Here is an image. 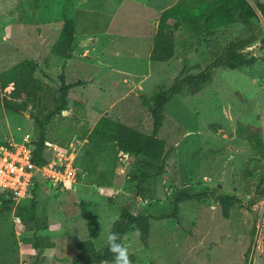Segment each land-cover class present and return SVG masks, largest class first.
Returning a JSON list of instances; mask_svg holds the SVG:
<instances>
[{
	"label": "rangeland",
	"instance_id": "1",
	"mask_svg": "<svg viewBox=\"0 0 264 264\" xmlns=\"http://www.w3.org/2000/svg\"><path fill=\"white\" fill-rule=\"evenodd\" d=\"M248 1L256 12L252 21L263 32L245 50L256 63L235 71L218 69L204 91L173 99L159 133L167 144L166 173L145 183L139 195L136 177L143 170L136 159L120 153L112 173L111 150L106 151L107 145L94 149L86 138L103 116L151 134L153 119L143 97L172 84L183 70H204L243 34V26L207 36L190 31L187 20L199 22L203 4L217 0H0V75L34 59L39 66L36 76L58 92L64 56L55 51L67 6L76 24V50L66 76L69 81H93L70 91L69 111L56 117L48 130L53 152L55 146L67 149L78 138L79 181L61 189L40 178L34 191L36 214L47 228L37 235L55 243L54 255L35 250L34 233L14 223L12 212L0 215V264H69L78 243L91 240L98 249L106 245L124 207L159 217L172 212L177 193L202 188L235 195L243 205L225 219L219 203L185 202L180 206L181 225L173 219L151 220L148 247L132 230L123 245L134 257L133 264H264V196L258 189L264 182V158L240 136L248 125L255 126L264 145V19L257 0ZM176 4L183 10V24L174 30L177 54L168 64L151 62L161 13ZM74 115L71 123L64 119ZM38 132L30 113L0 107V146L18 144L26 135L35 140Z\"/></svg>",
	"mask_w": 264,
	"mask_h": 264
},
{
	"label": "trees",
	"instance_id": "2",
	"mask_svg": "<svg viewBox=\"0 0 264 264\" xmlns=\"http://www.w3.org/2000/svg\"><path fill=\"white\" fill-rule=\"evenodd\" d=\"M257 8L264 19V3L256 1ZM205 9L200 15V21L189 18L186 22L190 31L196 35H210L212 32L235 24L243 26V34L233 39L227 46L220 50L217 58L204 70L198 73L181 72L172 84L160 86L151 97H143V105L146 106L153 119V130L151 134H144L135 128L114 120L111 117L103 116L94 126L88 135L87 143L94 145V149L107 145L106 151L112 152L110 159H113L112 173L117 165V157L120 153L136 159L137 166L142 169L141 175L136 177L138 184L136 193L141 195L143 185L150 180L163 177L166 173L168 150L166 142L159 138V133L164 127L165 111L167 106L178 95L196 96L204 91L214 81L218 69L225 68L235 71L244 66H251L256 63L257 58H248L245 50L257 43L262 37V29L252 19L256 17L255 9L248 0H217V3H204ZM68 7L63 10L64 25L58 40L56 53L64 56L62 73L59 75L60 88L54 92L51 86L36 76L38 62L34 59L24 60L0 75V107L13 113H30L32 119L38 126L39 132L35 140H31L33 163L36 166L47 164L52 156L53 150L48 147V130L56 117H62L65 111H69V93L78 87H88L93 81L74 80L69 81L66 76L68 61L74 56L76 50L75 30L76 24L68 16ZM182 8L176 4L161 13L159 25L154 38L153 48L150 54V61L154 63L168 64L176 54L178 45L175 41L174 30L179 28L183 22L180 20ZM264 41V39H263ZM63 51V52H61ZM185 69V68H184ZM12 85L13 88L8 94L4 91ZM3 94V97H2ZM37 109V110H35ZM71 123L73 117H64ZM248 125L241 137L247 140L253 150L264 158V145L262 134L257 128ZM74 140H78L75 138ZM73 140V141H74ZM7 146V145H2ZM39 177L34 178V189L29 203L21 202L17 207L12 199L6 194L0 193V215L14 212L21 219L26 231L34 233V248L37 252L52 257L55 253V243L48 236H38L39 231L46 230V224L36 214V194ZM264 184V182L262 183ZM259 186L260 195L264 196V187ZM63 189V188H61ZM214 201L219 203L222 215L229 219L232 209L237 205H243L240 198L235 195L221 193L218 188H202L194 193L181 191L177 193L173 210L169 214L159 217H152L149 214H134L128 207H124L119 218L114 222L111 232L121 235L122 244L125 236L132 230H140V242L149 246L151 234V220L173 219L181 225L180 206L185 202H206ZM77 254L69 264H101L107 261L112 264L113 255L109 252L107 243L98 249L94 242L85 240L77 244ZM134 260V257L131 256Z\"/></svg>",
	"mask_w": 264,
	"mask_h": 264
},
{
	"label": "built area",
	"instance_id": "3",
	"mask_svg": "<svg viewBox=\"0 0 264 264\" xmlns=\"http://www.w3.org/2000/svg\"><path fill=\"white\" fill-rule=\"evenodd\" d=\"M76 142L72 141L67 149L55 146L51 160L41 167L32 161L30 135H26L18 144L0 146V193L8 195L14 201V207H17L31 196L36 176L55 188L67 189L76 185L81 175L76 164ZM14 223H21L15 213Z\"/></svg>",
	"mask_w": 264,
	"mask_h": 264
},
{
	"label": "clouds",
	"instance_id": "4",
	"mask_svg": "<svg viewBox=\"0 0 264 264\" xmlns=\"http://www.w3.org/2000/svg\"><path fill=\"white\" fill-rule=\"evenodd\" d=\"M141 235L140 230H136V236ZM107 247L110 253L113 255L112 264H133L130 256L129 248L124 246L120 241L122 237L117 232H110L107 234ZM101 264H108L107 261H102Z\"/></svg>",
	"mask_w": 264,
	"mask_h": 264
},
{
	"label": "water",
	"instance_id": "5",
	"mask_svg": "<svg viewBox=\"0 0 264 264\" xmlns=\"http://www.w3.org/2000/svg\"><path fill=\"white\" fill-rule=\"evenodd\" d=\"M89 41H83V44L88 43ZM64 114H67V112H64Z\"/></svg>",
	"mask_w": 264,
	"mask_h": 264
}]
</instances>
